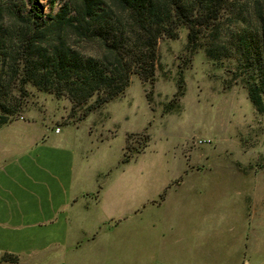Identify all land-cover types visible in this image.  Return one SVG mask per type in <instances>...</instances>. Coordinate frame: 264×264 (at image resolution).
<instances>
[{
  "label": "rangeland",
  "instance_id": "1",
  "mask_svg": "<svg viewBox=\"0 0 264 264\" xmlns=\"http://www.w3.org/2000/svg\"><path fill=\"white\" fill-rule=\"evenodd\" d=\"M39 1L46 14L64 2ZM192 49L187 29L162 40L155 84L133 76L83 121L67 99L31 89L23 101L20 119L59 124L78 155L76 183L101 191L69 213L71 236L82 227L98 240L69 253L70 264H264V116L233 59Z\"/></svg>",
  "mask_w": 264,
  "mask_h": 264
},
{
  "label": "trees",
  "instance_id": "2",
  "mask_svg": "<svg viewBox=\"0 0 264 264\" xmlns=\"http://www.w3.org/2000/svg\"><path fill=\"white\" fill-rule=\"evenodd\" d=\"M25 2L0 0V126L20 119L31 89L83 108V121L123 96L133 76L153 86L159 43L183 29L189 48L237 63L253 108L264 116V0H64L55 14L39 0L29 8ZM178 86L175 103L185 95L182 74ZM146 98L150 103L151 93Z\"/></svg>",
  "mask_w": 264,
  "mask_h": 264
},
{
  "label": "crops",
  "instance_id": "3",
  "mask_svg": "<svg viewBox=\"0 0 264 264\" xmlns=\"http://www.w3.org/2000/svg\"><path fill=\"white\" fill-rule=\"evenodd\" d=\"M58 128L44 119L0 126V264H12L7 256L16 264H70L69 253L98 241L82 227L71 236L69 213L100 196L76 183L73 138Z\"/></svg>",
  "mask_w": 264,
  "mask_h": 264
},
{
  "label": "built area",
  "instance_id": "4",
  "mask_svg": "<svg viewBox=\"0 0 264 264\" xmlns=\"http://www.w3.org/2000/svg\"><path fill=\"white\" fill-rule=\"evenodd\" d=\"M60 132V129L58 128L57 130H56V133H59ZM3 258V253L2 252H0V259H2Z\"/></svg>",
  "mask_w": 264,
  "mask_h": 264
}]
</instances>
